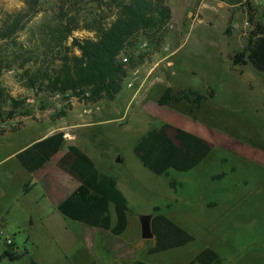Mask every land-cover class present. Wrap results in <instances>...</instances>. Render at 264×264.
Returning <instances> with one entry per match:
<instances>
[{
  "label": "rangeland",
  "instance_id": "374dc122",
  "mask_svg": "<svg viewBox=\"0 0 264 264\" xmlns=\"http://www.w3.org/2000/svg\"><path fill=\"white\" fill-rule=\"evenodd\" d=\"M56 1L42 0L40 11L30 17L16 38L0 39V52L1 48L7 49L6 53L13 52L17 47L15 43L19 41L25 49H38L37 54L41 53L44 45L40 44L45 32L49 31L47 25L55 22L58 14ZM95 4L79 2L81 14H87V18L92 17L98 12L94 8ZM165 4L170 9V17L156 35L148 37L140 33L136 37L137 42L121 52L120 59L128 57L127 61H122L126 67L122 84L129 78V71L139 69L145 73L151 66L161 64L159 60L166 62L167 59L163 57L167 54L165 50L168 49V38L177 33L184 35L188 26L195 23L196 26L190 28L187 37L206 35L215 41L224 38L226 41L222 43L221 51L218 54L205 45L201 46V50L187 53L184 63L177 64L175 75L167 76L165 81L174 92L191 87L204 93L208 87L213 88L215 94L203 102L198 113L199 119L219 133H226L241 143L259 146L264 150V71L256 70L250 62L234 67L229 60L230 54L245 48L253 24L256 21L264 24V0H165ZM24 5V0H0V25L5 13L20 11ZM106 12L105 23H108L115 10L107 9ZM250 16L254 23L250 21ZM201 19L202 23L197 24ZM169 24H173V28H169ZM93 35L92 31L80 27L73 31L65 45H69L72 37L86 38ZM233 40L238 41V46H242L232 50ZM143 41L147 42V46H141ZM74 52L79 53L77 49ZM62 54L63 48L53 47L48 50L47 56L41 54L40 58L47 57L48 61L52 60L55 64L54 68H57ZM11 59L12 54L9 57ZM39 65V62H25L24 57H21L8 62L1 69L0 85L11 96L21 100V103L11 117L6 114L0 116V136L5 132L14 134L4 142L0 141V149L2 142L5 148L26 137V130L17 133L26 120H41L45 117L51 118L54 123L64 122L68 120V110L73 106V101L80 102L83 109L90 108L97 102L89 100V95H84L86 92L83 95H73L70 92L46 89L47 83H40L41 78L34 87H30L27 82L29 76ZM25 70H30L29 75H24ZM139 83L134 82V85L138 86ZM173 106L181 110L187 108L184 103H174ZM4 109L7 112L9 104ZM157 121L141 122L136 116H128L114 124L99 123L95 127L96 135L85 137L87 148L94 154H99L111 174L135 176L146 187L155 184L154 193L150 195L145 193L139 196L124 189L130 208V221L124 234L132 241L141 239L137 227L139 215L151 213L152 208L157 205L166 215L175 214L183 227L195 236V240L184 249L186 252L211 246L224 255L226 264H264V165L257 161H246L238 154L229 152L230 149L218 146L213 147L206 159L189 171L170 169L169 176L154 174L140 165L133 146L150 129L149 124ZM98 165L102 167V164ZM219 172H225V175L212 180L211 176ZM171 178L181 183L176 189L169 186ZM13 179L11 183L8 182L7 187L18 183V176L15 175ZM0 180L3 181L2 178ZM42 197L41 187L37 184L26 197L28 204L25 210L28 214L13 205L9 213L3 215L5 220L0 227V252L5 247L4 240L8 235L19 251L28 249L29 254L14 262L3 259L0 264H30L31 256L38 264H44L43 261L47 258L65 253L70 260L77 259L80 244L75 242L73 236L65 237L61 230L66 221L72 220L64 217L53 208L48 199ZM31 199L39 200V203L31 206ZM213 199L217 200V205L208 206L205 201ZM41 213L47 214V219L41 221ZM48 230L58 233V237L55 238ZM58 238L63 243L52 245L53 242L57 244ZM67 239L70 241L65 242ZM146 243L150 244L151 240ZM129 252L128 257L133 259L136 250ZM149 261L156 264L152 256ZM163 264L169 262L165 261Z\"/></svg>",
  "mask_w": 264,
  "mask_h": 264
},
{
  "label": "trees",
  "instance_id": "16d2710c",
  "mask_svg": "<svg viewBox=\"0 0 264 264\" xmlns=\"http://www.w3.org/2000/svg\"><path fill=\"white\" fill-rule=\"evenodd\" d=\"M81 1L96 3L94 8L98 12L90 18H87V14L83 16L82 7H79ZM41 3L42 0H24L25 5L20 11L5 13L0 25V39L16 38L30 17L40 11ZM56 3L58 14L55 16V22L47 25L49 31L45 32L40 44L44 45L42 52L37 54L38 49L27 50L19 41L15 43L16 50L11 53H6L7 49L1 48L0 72L8 62L24 57L25 62L40 63L29 76L27 82L30 87H34L41 78L40 83L42 81L47 83L46 89L70 92L73 95L88 92V99L91 101L114 98L121 89L126 75L125 64L120 59L121 52L132 47L140 33L148 37L156 35L170 17V9L165 0H57ZM107 9H114L115 13L111 21L105 23ZM249 19L253 22L251 16ZM253 25L245 48L230 54L229 60L233 66L250 62L256 70L264 71V24L256 21ZM80 27L92 31L94 35L86 38L72 37L69 45H65L68 37ZM53 47L63 48L57 68H54L55 64L52 60L48 61L47 57L40 58L41 54L47 56L48 50ZM74 49L79 53L76 54ZM11 54L12 59L9 60ZM51 66L53 67L50 68ZM29 72L30 70H25L24 75H29ZM214 94L211 87L202 93L191 87L174 92L171 86H166L157 103L169 107L174 103H184L187 108L182 112L193 119H198L203 102L212 98ZM20 103L21 100L11 96L0 85V116L6 114L11 117ZM6 104H9L10 109L4 112ZM171 128L174 130V137L168 134ZM65 145L64 132L57 131L22 149L17 153V159L27 172L33 173L59 154L56 160L57 167L77 180L78 186L57 204L58 211L80 223L109 230L113 235H121L127 227L129 203L118 188L116 178L101 172L89 155L78 146ZM211 150V144L202 137L183 128L173 127L169 123L150 128L133 146L134 153L146 168L155 174L165 176H169L170 169L177 171L193 169ZM224 175L225 172H219L212 175L211 179H220ZM24 184L25 191H29L31 187L29 181ZM180 184L172 178L169 180V186L173 189ZM161 209L155 205L151 212L155 243L148 250L150 254L185 246L195 240L191 232L167 217ZM111 210L115 214L114 225ZM26 254H29L27 249L18 251L13 241L11 243L5 241L4 250L0 253V262L3 259L18 260ZM30 264L37 262L30 257ZM120 264L148 263L137 259L131 263ZM185 264L226 262L215 249L205 246Z\"/></svg>",
  "mask_w": 264,
  "mask_h": 264
},
{
  "label": "crops",
  "instance_id": "0c3cea01",
  "mask_svg": "<svg viewBox=\"0 0 264 264\" xmlns=\"http://www.w3.org/2000/svg\"><path fill=\"white\" fill-rule=\"evenodd\" d=\"M190 13L191 12H189V14ZM201 23L202 19L201 22H197V24ZM194 26H196L195 23L188 26L186 33L182 36L177 33L171 35L168 38L170 48L169 44H167L168 49L165 50L167 51V54L163 57V59H167L165 60L166 62L159 60L161 64L158 63L159 65L155 64L151 66L145 73L140 72L139 69L129 71V78L123 82L121 89L116 93L113 100H98L97 102L93 103L90 108L84 109L82 108L80 102L73 101V106L68 110V120L64 122L61 121L54 123L51 118L45 117L41 120H26L24 125L18 130L17 133L26 130L28 131V134L23 140H21L19 143H15L13 146L7 145V147L3 148L5 145L3 142L6 141L10 135H14L12 132H5L0 136V141H3L1 143L2 145L0 149V169L2 172L0 179H3L2 182L0 180V227L3 226V222L5 220L3 215L9 213V209L13 205H15L17 208H21L27 214L29 213L25 210V207H27L28 204L26 197L29 195L33 186L37 184L40 185L43 196L42 198L46 200L48 199L51 202L53 208L56 210H58L57 204L78 186L77 180L73 179L71 176L57 167L56 160L59 154L55 155L43 168L33 173L27 172L17 159V153L22 149L31 145L35 141L57 131H62L66 135V145L74 144L78 146L82 151L89 155L101 172L109 175L113 174H111L108 166L105 165L102 159L99 157V154H94V152L87 148L85 137L89 138L91 135L95 136V127L99 123L108 122L110 124H114L128 116H136V118L141 122H151L152 120H158L157 123L154 122L149 124L150 128L158 127V124L160 126L163 123H169L173 127L183 128L208 141L212 148L219 146L224 149H230L228 150L229 152H232L236 155L238 154V156L245 158L246 161H257L264 165V150L261 149L262 147H254L253 145L241 143L226 133L217 132L212 126L207 125L205 121H201L199 117L198 119H193L192 117L184 114L181 109H178L173 105L169 107L161 106L157 103V99L165 87L170 86L165 81V78L167 76L175 75L176 67L178 66L177 64L184 63V58L187 53L194 52L196 49L201 50V46L207 45L213 48L219 54L222 43L226 41L224 38H222L221 41L217 40L219 41L218 43L210 36L206 35L188 38L187 33L189 32L190 28ZM239 46H242V44H239ZM239 46L238 41L233 40L231 42L232 50L237 49ZM134 82L140 83L138 86H136L134 85ZM168 134L170 137H174V130L172 128L169 129ZM136 157L140 165L144 166L139 157L137 155ZM206 157L203 160H205ZM98 164H102V167H99ZM101 168L108 170L105 171ZM148 171L150 170L148 169ZM15 175L18 176V183L15 186L11 187L9 185V187H7L8 182L11 183V181H14L13 178ZM113 176L116 178V184L118 188L124 193L125 196L126 194L124 189L133 191L139 196H142L145 193L148 195L154 193V181V185H151V187H146L143 185V183H139L135 176ZM27 181H29L31 187L30 190L26 192L24 183ZM135 185H137V187ZM205 202H207L208 206L217 205L216 199L209 201L206 200ZM29 203L31 206H33L38 204L39 200L31 199ZM45 215L47 214L41 213L39 215V219L41 221L47 219V216ZM166 216L183 227L181 224L182 222L178 219V217L175 216V214L170 213ZM111 217L112 224L114 225L115 214L112 210ZM127 218L129 222V213L127 214ZM70 220L72 221L68 222L64 220L66 222L61 227V230L63 231V235H65V237L73 236V238L75 237V242L77 241L80 244V252L77 259L72 258L73 260H70L65 253L47 258L43 261L44 264H120L122 262L131 263L137 259L145 261L148 264H154L152 261H149L150 256L154 258V262L156 264H163L165 261L169 262V264H185L198 252H186L184 249L187 245H185L160 253L150 254L148 250L154 245L155 239L154 237L150 239H143L141 237L139 218L137 227L141 239L133 241L128 235L124 234L127 227L121 235H113L109 230L92 227L73 219ZM49 232H51L55 238L58 237V233L53 231ZM122 240H125V242H122ZM149 240H151V243L147 244L146 242ZM67 241L69 242L70 239L65 240V242ZM61 243H63V240L58 238L57 244H54L53 242L52 245L58 246ZM128 243H130V245H128ZM3 250L4 248H2V251ZM134 250H136V254L133 259H130L127 254L130 253L129 251L133 252ZM121 254L124 255L122 256ZM154 254H156V256H153ZM220 255L224 257V255Z\"/></svg>",
  "mask_w": 264,
  "mask_h": 264
},
{
  "label": "water",
  "instance_id": "95a60500",
  "mask_svg": "<svg viewBox=\"0 0 264 264\" xmlns=\"http://www.w3.org/2000/svg\"><path fill=\"white\" fill-rule=\"evenodd\" d=\"M151 219H152L151 213H143L139 215L140 233L143 239H150L154 237Z\"/></svg>",
  "mask_w": 264,
  "mask_h": 264
},
{
  "label": "built area",
  "instance_id": "2783aa9c",
  "mask_svg": "<svg viewBox=\"0 0 264 264\" xmlns=\"http://www.w3.org/2000/svg\"><path fill=\"white\" fill-rule=\"evenodd\" d=\"M168 27H169V28H173V24H169ZM141 46H142V47L147 46V42H146V41H143V42L141 43ZM165 48H166V47H165ZM121 60H122V61H127V60H128V57H127V56H123V57L121 58ZM129 85H130V84H129ZM84 95H85V96H88L89 93L86 92ZM5 241H6L7 243H11V242H12V239H11L8 235H6V236H5Z\"/></svg>",
  "mask_w": 264,
  "mask_h": 264
}]
</instances>
